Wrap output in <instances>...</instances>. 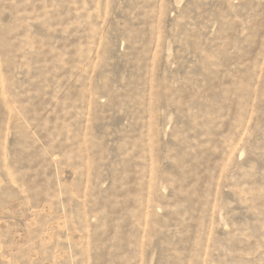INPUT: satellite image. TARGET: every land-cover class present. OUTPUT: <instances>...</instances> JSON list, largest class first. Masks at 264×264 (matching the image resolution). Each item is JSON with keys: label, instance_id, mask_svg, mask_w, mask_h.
Returning a JSON list of instances; mask_svg holds the SVG:
<instances>
[{"label": "rangeland", "instance_id": "374dc122", "mask_svg": "<svg viewBox=\"0 0 264 264\" xmlns=\"http://www.w3.org/2000/svg\"><path fill=\"white\" fill-rule=\"evenodd\" d=\"M0 264H264V0H0Z\"/></svg>", "mask_w": 264, "mask_h": 264}]
</instances>
